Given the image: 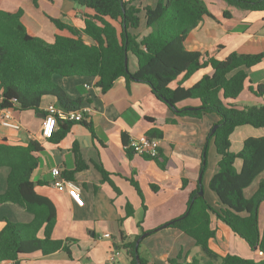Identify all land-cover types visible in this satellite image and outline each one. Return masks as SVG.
<instances>
[{"label": "trees", "instance_id": "1", "mask_svg": "<svg viewBox=\"0 0 264 264\" xmlns=\"http://www.w3.org/2000/svg\"><path fill=\"white\" fill-rule=\"evenodd\" d=\"M79 6L93 10L86 16L84 26L78 29L58 19L51 20L59 29H67L71 35L56 34L52 41L30 34L21 21L22 10L8 12L0 9V111L6 109L38 111L41 100L46 95L55 97V104L63 110H73L82 104V98L69 99L64 89L54 82L53 76L95 78V86L101 92L107 91L115 82L122 81L126 86L131 82L147 84L153 95L164 102L177 116L201 119L205 113L218 116L217 127L208 133L203 148L200 174L206 168V152L210 140L218 155L217 169L209 180V188L215 193L219 207L215 208L199 195L203 189L201 180L188 197L183 217L167 221L165 227L183 232L193 239L200 248V256L190 261L181 256L169 259V264H264V226L260 230L258 208L264 201V177L250 197L244 196V189L264 171V135L246 137L240 150L230 149V134L239 125L264 126V104H251L238 107L229 100L238 97L245 87L251 67L264 58V50L258 53L231 52L218 59L207 52L202 54L188 44L189 30L195 27L204 15L212 16L203 0H71ZM227 4L241 9L264 10V0H224ZM142 13L148 33L139 35ZM223 15L230 16L227 10ZM129 54L135 56L136 69L128 66ZM125 57L127 63L125 64ZM211 69L190 86L184 83L200 69ZM175 81V85L171 83ZM249 91L264 96V84H251ZM194 99L196 106H181L180 102ZM153 121L152 118H148ZM173 123V120H170ZM81 124L93 134L89 122L58 120L57 127L48 138L58 143L65 138L74 124ZM148 141L160 140L162 130L152 127L143 135ZM133 138L121 133V142L130 158L139 154L152 160L164 170L168 156L159 147L155 153H138L131 145ZM42 147L35 141L26 145H12L0 142V167L6 166L8 174L6 189L0 194V204L14 203L32 214L28 222L5 220L0 229V263L24 264L23 255L40 252L48 255L63 250L71 257L67 240L55 239L52 231L56 223L55 207L51 200L35 190L31 173L38 165L36 153ZM74 166L61 172V176L73 180L77 171L88 164L81 157L78 143L71 146ZM241 160L237 169L235 161ZM102 180L117 188L110 179V173L100 163L96 164ZM130 184L137 191L144 205V196L139 184L132 177ZM184 186L185 180H182ZM153 190L155 184H151ZM126 217L133 214L132 205L127 202ZM184 213V214H185ZM225 224L249 247L262 253L259 259L226 253L220 255L209 246L215 236L211 227L212 219ZM124 218L118 220L121 223ZM156 229L142 231L127 239L120 230L122 248L130 264H147L140 255L139 246L135 251L136 240L144 232L154 233ZM42 232V236H39ZM136 253L139 254L136 260Z\"/></svg>", "mask_w": 264, "mask_h": 264}, {"label": "crops", "instance_id": "2", "mask_svg": "<svg viewBox=\"0 0 264 264\" xmlns=\"http://www.w3.org/2000/svg\"><path fill=\"white\" fill-rule=\"evenodd\" d=\"M203 1L212 16L204 15L189 30L188 44L191 48L202 54L207 52L218 59H223L233 51L253 54L264 50V10L241 9L224 0ZM0 9L8 12L22 10L21 21L28 32L47 41H52L56 34L71 35L67 29L57 28L52 18L81 29L85 17L93 14V10L71 0H0ZM224 10L230 16H224ZM140 17L139 35H142L148 33L149 29L144 24L142 13ZM129 58V69L134 71L136 61L133 59L132 62V58ZM245 71L248 78L244 89L236 99L229 101L238 107L264 104V96L257 97L247 88L250 84L254 87L264 84V58L245 68ZM205 72L211 73V69L194 72L184 85H192ZM53 80L64 89L69 99L82 98L81 104L91 108L87 121L91 123L94 133L77 123L58 143L43 138L41 126L45 107L55 103V97L51 95L43 97L38 111L10 109L12 118L20 125L18 129L3 125L0 111V142L26 145L32 140L41 145L42 150L36 153L38 165L31 173V180L35 190L48 197L55 207L56 223L52 237L67 240L66 244L71 250V257L65 251L57 250L48 255L40 252L23 255L21 261L24 264H130L122 248L120 230L129 239L185 213L189 194L199 182L207 135L219 118L214 113H205L201 119L177 116L142 82L135 81L126 86L122 81H117L107 91L101 92L94 84L95 78L54 75ZM174 85L175 81L171 83V86ZM198 103L197 100L187 99L177 106H196ZM152 127L163 132L162 139L156 141L155 145L168 156L164 170L139 154L129 158L122 146L123 131L130 138L138 139ZM262 135L264 126L239 125L230 134V149L237 152L246 137ZM74 141L78 143L80 155L88 164L73 175L72 181L80 186V192L55 187L50 172L54 166L60 172L74 166L71 150ZM217 160L215 146L210 140L201 183L206 200L215 208L220 205L217 196L209 188V180L217 169ZM97 163L110 173L117 191L109 182L102 180L96 168ZM234 165L238 169L241 160H236ZM7 174L8 168L0 167V194L6 189ZM130 177L139 184L145 207L130 184ZM263 177L264 171L244 189L245 197L255 192ZM151 184L156 185L155 190ZM127 202L133 207V214L128 217L125 209ZM31 218L32 214L17 204H0V229L6 219L28 222ZM121 218L124 220L119 223ZM258 222L261 230L264 226V201L258 208ZM211 227L215 229V236L209 240V246L218 254L231 253L253 259L262 257L260 251L249 247L217 219H212ZM184 235L171 227L158 229L141 239L140 255L147 259V264H169L168 260L178 255L181 256L180 261L186 258L187 262L193 256H200V248ZM39 236H42V232H39Z\"/></svg>", "mask_w": 264, "mask_h": 264}, {"label": "built area", "instance_id": "3", "mask_svg": "<svg viewBox=\"0 0 264 264\" xmlns=\"http://www.w3.org/2000/svg\"><path fill=\"white\" fill-rule=\"evenodd\" d=\"M1 123L5 126L18 129L20 127L19 123L16 122L12 116L10 109L1 110ZM91 108L88 105H81L77 109L73 110H63L59 108L55 103H49L45 107V113L43 116L41 135L43 138H50L52 133L57 127L58 120H72V121H87L88 115ZM155 142L156 140L148 141L144 136L133 139L131 145L134 146L138 153L146 152L149 154L155 153ZM51 175L53 177V185L57 188H66L74 192H80V186L72 181L65 179L61 176V172L57 166L50 169ZM6 264H12L11 262Z\"/></svg>", "mask_w": 264, "mask_h": 264}, {"label": "water", "instance_id": "4", "mask_svg": "<svg viewBox=\"0 0 264 264\" xmlns=\"http://www.w3.org/2000/svg\"><path fill=\"white\" fill-rule=\"evenodd\" d=\"M126 63H127V57H125V64H126ZM217 126H218L217 124H214V125L212 126V128H211V133L214 132V130L216 129ZM200 180H201V174H200L199 177H198V181H200ZM198 194H199V195H202V194H203V189H199ZM184 215H186V213L183 214V215H181L180 217H183ZM166 225H167V223L165 222L164 224H161L160 226H158V227L155 228V229L158 230V229L164 228ZM146 235H148V232H144V233H142V234L140 235V237L136 240V243H135V251H137V249H138V244H139L140 240H141L143 237H145ZM255 248H256V247H255ZM135 257H136V260H138V258H139V254L136 253Z\"/></svg>", "mask_w": 264, "mask_h": 264}, {"label": "rangeland", "instance_id": "5", "mask_svg": "<svg viewBox=\"0 0 264 264\" xmlns=\"http://www.w3.org/2000/svg\"><path fill=\"white\" fill-rule=\"evenodd\" d=\"M132 3L134 4V5H137L138 4V0H133L132 1ZM140 28V27H139ZM139 30H141V29H138L137 30V32H139ZM129 56H130V58H132L130 61H134L133 59H135V56L133 55V54H129ZM129 58V59H130ZM199 174V173H198ZM185 236V235H184ZM185 238H187L188 240H190L191 242H192V244H194V242H193V240L190 238V237H188V236H185ZM185 245H189V244H187V243H185Z\"/></svg>", "mask_w": 264, "mask_h": 264}]
</instances>
